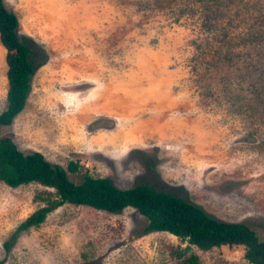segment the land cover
<instances>
[{
    "label": "rangeland",
    "instance_id": "obj_1",
    "mask_svg": "<svg viewBox=\"0 0 264 264\" xmlns=\"http://www.w3.org/2000/svg\"><path fill=\"white\" fill-rule=\"evenodd\" d=\"M3 2L38 64L3 136L74 182L83 174L68 163L79 161L80 172L123 188L153 184L264 239V0ZM6 54L0 40V113ZM45 189L0 180L3 264H182L174 251L187 243L145 232L148 219L133 207L65 203L7 248ZM192 251L198 264H251L244 245Z\"/></svg>",
    "mask_w": 264,
    "mask_h": 264
},
{
    "label": "trees",
    "instance_id": "obj_2",
    "mask_svg": "<svg viewBox=\"0 0 264 264\" xmlns=\"http://www.w3.org/2000/svg\"><path fill=\"white\" fill-rule=\"evenodd\" d=\"M18 25L17 15L0 0V40L7 49L8 64L7 102L0 113V180L10 187L38 183L48 189L37 195L44 205L19 224L13 238L6 242L7 248L14 244L21 231L39 226L49 212L72 203L109 212H119L127 207L137 209L148 219L145 232L168 231L187 243L185 247H179L180 251H174L182 264L200 261L193 251L186 256L192 246L209 250L222 245H244L245 258L251 264H264V239L249 223L220 220L202 206L153 184L119 187L109 177L93 176L87 170L80 172L79 161L68 163L70 171L83 174L81 182H74L66 168L51 162L40 151L25 153L12 137L3 136L2 127L10 126L24 109L31 91L32 75L38 67L32 58V44L26 37L19 36ZM4 260H0V264Z\"/></svg>",
    "mask_w": 264,
    "mask_h": 264
},
{
    "label": "bare ground",
    "instance_id": "obj_3",
    "mask_svg": "<svg viewBox=\"0 0 264 264\" xmlns=\"http://www.w3.org/2000/svg\"><path fill=\"white\" fill-rule=\"evenodd\" d=\"M188 153H189V152H188ZM188 153H187V154H188Z\"/></svg>",
    "mask_w": 264,
    "mask_h": 264
}]
</instances>
